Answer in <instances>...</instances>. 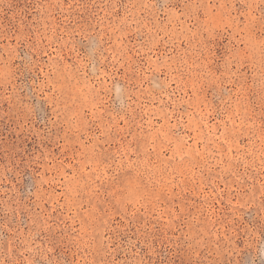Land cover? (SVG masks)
Returning <instances> with one entry per match:
<instances>
[{"label": "rangeland", "instance_id": "obj_1", "mask_svg": "<svg viewBox=\"0 0 264 264\" xmlns=\"http://www.w3.org/2000/svg\"><path fill=\"white\" fill-rule=\"evenodd\" d=\"M264 264V0H0V264Z\"/></svg>", "mask_w": 264, "mask_h": 264}, {"label": "snow or ice", "instance_id": "obj_2", "mask_svg": "<svg viewBox=\"0 0 264 264\" xmlns=\"http://www.w3.org/2000/svg\"><path fill=\"white\" fill-rule=\"evenodd\" d=\"M180 264H192V262L191 261H187V262L181 261Z\"/></svg>", "mask_w": 264, "mask_h": 264}]
</instances>
